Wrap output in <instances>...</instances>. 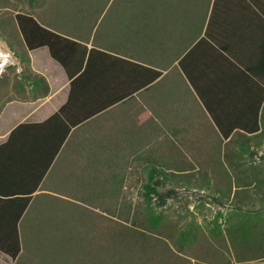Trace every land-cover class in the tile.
<instances>
[{
	"label": "crops",
	"instance_id": "obj_1",
	"mask_svg": "<svg viewBox=\"0 0 264 264\" xmlns=\"http://www.w3.org/2000/svg\"><path fill=\"white\" fill-rule=\"evenodd\" d=\"M189 1L196 21L194 6L168 8L159 19L151 11L147 38L119 33L110 47L95 43L92 30L84 42L85 76L73 89L81 71L72 76V43L68 71L46 46L26 49V66L44 77L48 92L33 89L24 75L16 88L9 77L0 86V213L21 205L10 199L23 195L44 165L31 167L36 147L24 133L10 140L11 132L42 124L64 106L70 131L25 212L41 195L121 194L139 165L148 166L147 176L154 169L155 178H162L157 165H180L177 179L189 180L187 165L219 163L221 148L236 144H227L232 134L249 131L237 126L240 119L250 127L258 111L264 129V0ZM67 36L72 40V29ZM59 126L50 123L42 133ZM220 126L231 135L223 137ZM6 259L14 264L0 250V261Z\"/></svg>",
	"mask_w": 264,
	"mask_h": 264
},
{
	"label": "trees",
	"instance_id": "obj_2",
	"mask_svg": "<svg viewBox=\"0 0 264 264\" xmlns=\"http://www.w3.org/2000/svg\"><path fill=\"white\" fill-rule=\"evenodd\" d=\"M93 1L94 0H72V8H70L72 11V18H74V20L71 19L72 30H74L72 31V40L67 36L68 32H62L64 33V35H62L61 33H57L41 25L36 21L34 18L35 15L33 14L16 13L15 25L21 37L19 44H22L21 51L23 55L24 53L26 54V49L46 46L51 56L60 62L68 71V45L72 43V76H75L81 71L86 59L85 54L87 47L84 42L86 39H89L92 30L95 29V32H97L98 26L101 24V22L98 23L99 17L103 13L101 11L105 3H108L110 0H100L96 3L94 10L96 11V16L90 20L92 15H89V11ZM95 1L97 2L98 0ZM112 2H114V0ZM149 2L151 3V11L157 8L155 7L157 4H159V7H163L164 10L174 7L179 8L181 6L192 7L191 4H193L190 3L191 1L189 0H140V5L145 6L147 9ZM126 5L132 7L134 4L129 3ZM86 11H88V13ZM144 11L146 12L147 10ZM128 16L130 17V27H132L134 25L132 22V14L130 13ZM141 16V21H146V23L141 26L140 33L144 38L149 31V20L147 19L148 15ZM144 16L147 17L145 18ZM74 23L75 25L73 26ZM84 29H86V34H84ZM114 36L111 37V42H115ZM92 51H95V49H90V53ZM25 59L27 60V57ZM89 60L90 58L88 57L87 62H89ZM86 66L72 81V89L75 84L84 78ZM26 71L24 77L31 80L33 89L41 87L44 93H47L48 85L44 77L30 72L29 69ZM156 75H159V73L155 72V76ZM262 94V98H264V87ZM66 109V106L62 107L50 119L42 124L19 125L11 132L10 140L13 139L15 135L24 133L29 135L33 145L32 147H36L34 149L36 152L33 153L34 157L31 159V162L35 166L31 167L35 169L40 163L43 162L44 164L41 166L42 169L40 174L37 176L33 185L30 186L29 189H21L24 192L22 193L23 195L18 197L15 196L13 199H10L11 201H20L21 205L19 204L20 206H18V208L13 206L10 212L6 211V213H0V250L8 254L13 259L14 264H193L191 259L180 255L182 253H189L188 249L191 247H195L192 251V257L196 258L194 264H264V229L257 227L256 223L249 224L245 217L248 214L251 215L254 212L256 213L264 210V165L256 164L241 168L240 165L243 163H236L237 161L233 160L231 157L233 154H231L228 146L225 147L226 150H224L223 155L226 157L225 159L228 165H230V168L234 171L237 185L234 192L231 187L216 189L218 195L214 199L221 205L228 202L237 212H240V216L245 217V219L240 220L236 225L226 229L227 240L223 245V251L220 255L217 256V254L209 250L211 243L206 242L205 238L201 237L198 240L192 241L191 243L195 242V246L191 245L187 240H184L187 229L181 228L180 224L176 225L170 223L166 226L164 235L159 234L160 236H151L150 234L151 232L153 233V231H151L148 223H145L149 222V220L145 219L144 221H140L139 217L133 218L131 214L128 218L124 212L127 208L129 209V206L125 207L122 205V203H124L123 199H116L115 197L113 204L117 206L115 208L116 211L111 208L108 209L107 207L100 209L108 213L110 215L108 218H111L110 220L114 222L111 225L109 223L107 224L109 227L107 229L109 234L106 240L104 239L105 241L103 240L105 236L103 227L98 226V224L93 221L97 214L93 213L94 211H92V209L78 205V203L72 201V251L69 252L68 249L65 248V253H68L67 256L72 253V258L57 259L52 257L49 258V260H45L34 256L33 259H29L28 262L27 260L24 261V249L22 248L19 229V226H21L20 219L29 212V210L25 212V209L32 199L31 194L37 188L42 176L50 166L66 135L70 131L71 125L69 121L65 120ZM252 119L253 123L250 127L246 126L247 123H243V119L238 121V127L249 129V131L233 133L229 142H227L228 145L235 141L236 144L241 142L245 144V142H247L248 145L250 139L254 136V138L259 136L255 142L257 144L260 138L264 137L263 129L260 130V125L258 123V111L255 112ZM215 120L218 125H221L216 117ZM53 122L62 123L63 130L61 131L59 126L57 131H49L44 136L42 133L44 127ZM220 128L222 129L221 133L223 137L227 138L231 135L230 130L224 131L222 126H220ZM262 158H264V156ZM155 174L156 172H154V169L153 171H149L147 180L142 186L143 194L147 201H153L157 206L161 207L166 204L168 198L175 197L176 191L173 188L161 189L165 184V178H163L164 176H162V178H155ZM32 178L33 174L28 173L27 179H29V184L33 181ZM117 196L119 197V195ZM83 198L86 197H83V195L72 196V200H81ZM93 199L95 200L94 196ZM35 200L34 198L30 207L34 204ZM237 214L239 215V213ZM113 217L121 221H117ZM83 233L84 235L80 236ZM82 239L87 240V242L84 244H77V242ZM167 239L175 240L173 243L178 249L179 254L176 253V255L174 251H171L167 244Z\"/></svg>",
	"mask_w": 264,
	"mask_h": 264
},
{
	"label": "rangeland",
	"instance_id": "obj_3",
	"mask_svg": "<svg viewBox=\"0 0 264 264\" xmlns=\"http://www.w3.org/2000/svg\"><path fill=\"white\" fill-rule=\"evenodd\" d=\"M99 1L96 2L94 0L90 11L88 10L89 15H92L90 20L96 16V11H94L95 4ZM112 1L105 3L101 11L103 13L98 20V23L101 22V24L95 34V43L103 39L104 44L110 47L114 45L110 42L113 35L116 38L119 33L125 34L126 37L140 36L141 26L146 23V21H141L140 16L148 15L147 19L149 20L152 10L150 2L146 9L145 6L140 5V0ZM129 3L134 5L132 7L127 6L126 4ZM158 5H155L157 8L152 11L153 14L159 13L157 19L166 14V10ZM191 5L194 6V4ZM70 8H72V0H0V86L4 83L5 78L9 77V80L12 79L13 87L16 88L19 86V77L26 74V70H28L25 64V56L21 51L22 44H19L21 37L16 29L15 14L18 12L33 14L36 21L41 25L53 31L69 32L72 29L71 19L74 20ZM144 10L147 11L145 12ZM88 11L86 12L88 13ZM196 12L197 8L195 9L194 6L190 19L197 20L195 19ZM130 13L134 24L132 27H130V17L128 16ZM144 17L146 18L147 16ZM167 17L171 18V14ZM85 30L84 34H86ZM105 35L107 36L105 37ZM148 35L149 31L146 38ZM4 92L5 88L0 87L2 98L5 95ZM254 137L248 141V145L247 142L245 144L241 142L242 144H235L234 147L228 146L231 154H233L231 156L233 160L237 161L236 163H243L240 165L241 168L256 164L264 165V158H262L264 156V137L260 138L257 144L255 142L259 136ZM224 150H226L224 147L220 150L219 163L187 165L189 168V180L187 181H185L186 179H177V177L184 174V172L178 174L181 172L180 165H157L158 170L162 171L158 172L157 175L170 178L165 179L164 189L173 188L176 191L175 197L168 198L166 204L161 207L157 206L153 201H147L143 194L142 186L147 178V165H139V169L135 167V171L128 175L124 189L121 190V194H118L119 197L117 195H98L94 196L95 200L93 196H83L86 198L81 200H72V195L66 197L41 195L36 197L29 212L20 219L21 226H19V229L22 248L24 249V261L27 260L28 262L34 256L45 260H49L52 257L57 259L72 258V253L69 256H67L68 253H65V248L69 252L72 251V201L92 209L93 213L97 214L93 221L98 226L103 227L105 234L103 240H106L109 234L107 224L111 225L114 222L110 220L111 218H108L110 216L108 213L100 209L107 207L115 210L117 207L113 204L115 197L116 199H123L124 203L122 205L125 207L129 206L130 210L127 208L124 212L128 218L131 214L133 218L139 217L140 221L149 220V222L145 223H148L151 231H153L150 234L151 236L164 235L165 228L170 223L180 224L181 228L187 229L184 240L191 243L201 237L205 238L206 242L211 243L209 250L213 251L217 256L220 255L227 240L226 229L228 227L236 225L237 222L244 220L246 217V221L249 224L256 223L257 227L264 229V210L241 217L240 212H237L228 202L221 205L215 201L214 198L218 195L216 189L231 187L234 192L237 185L234 171L224 158ZM171 167L173 168L172 172L166 169ZM113 218L117 221L120 220L116 217ZM83 235L84 233L80 236ZM166 241L171 251L179 254L173 243L175 240L167 239ZM86 242L87 240L82 239L77 244ZM191 245L195 246V242L191 243ZM194 248H189V253L187 254H180L191 259L193 264L196 262V258L192 257ZM0 264H4V262L0 261ZM7 264H10L9 260Z\"/></svg>",
	"mask_w": 264,
	"mask_h": 264
}]
</instances>
